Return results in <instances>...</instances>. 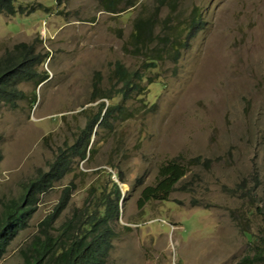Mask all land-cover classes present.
<instances>
[{"label": "rangeland", "instance_id": "1", "mask_svg": "<svg viewBox=\"0 0 264 264\" xmlns=\"http://www.w3.org/2000/svg\"><path fill=\"white\" fill-rule=\"evenodd\" d=\"M157 1L139 0L114 14L99 0H19L25 8L0 18V60L15 45L28 44L38 55L37 75L48 78L20 82L22 98L13 107L0 104V214L23 196L37 170L48 169L66 135L95 113L81 112L96 105L89 103L95 73L109 89L115 87L116 61L140 67L141 57L125 52L138 16H151L161 36L151 48L195 8L204 22L177 63L165 56L149 74L162 82L146 84L149 104L129 100L128 116L116 114L110 127L98 130L93 158L31 205L27 226L0 264H23L20 251L54 211L62 189L71 180L78 184L58 225L83 204L89 183H107V175L92 174L101 169L122 189L108 264H240L253 253L244 230L264 236L262 215L250 214L264 211V0ZM113 95V103L123 102L118 92ZM198 156L208 165L190 166L168 201L138 206L141 188L155 183L161 163Z\"/></svg>", "mask_w": 264, "mask_h": 264}, {"label": "trees", "instance_id": "2", "mask_svg": "<svg viewBox=\"0 0 264 264\" xmlns=\"http://www.w3.org/2000/svg\"><path fill=\"white\" fill-rule=\"evenodd\" d=\"M123 1L99 0L102 10L114 14L125 12L139 3V0H131L125 7L119 8ZM157 2L160 3L159 6L168 4L167 0ZM23 8L25 7L20 5L19 0H0V18L3 15L16 16ZM203 27L204 22L199 9L195 8L184 23L177 25V31L167 32L164 41L151 48L155 37L157 39L161 37L154 33L153 18L142 15L135 19L125 52L141 57L140 67L131 69L122 61H116L112 69V77L116 83L115 87L109 89L103 88L101 73H95L89 103L96 105L89 110L81 111L95 113L88 117L86 125L78 132L66 135L63 143L55 149L54 159L48 163V169L37 170L36 175L23 185V196L9 201L4 206L0 214V259L19 231L27 226L28 219L34 212L31 205H34L39 196L48 192L56 183L71 176L80 162L93 158L98 130L110 127L112 118L116 114L128 116L130 109L126 104L129 100L136 99L143 103L144 107L149 104L146 98L149 87L146 84L162 83L159 79H152L149 74L160 69L165 56L173 63H177L188 40ZM38 64V55L28 44H17L7 52L0 60V104L13 107L16 100L22 98V93L17 88L20 82L36 80L38 84H42L48 79L37 75ZM118 85L120 87L116 90ZM115 92H118L123 99L122 103L112 102ZM155 106L153 102L150 110H154ZM2 160L3 155L0 151V163ZM208 163L209 160L203 159L202 156L188 162L179 158L164 161L159 166L155 183L141 188L138 206L143 208L155 200L168 201L169 196L178 189L177 185L190 172V166H207ZM99 171H93L92 174L107 175V183L101 178L89 183L85 188L86 197L83 204L73 206L70 215L58 225V220L70 206L78 184L71 180L62 189L54 211L40 223L38 232L30 244L20 251L24 257L23 264H108L117 237L114 223L119 221L121 215L122 189L113 179L112 173L105 169ZM114 175L123 182L120 171H115ZM139 185L142 186V183L140 182ZM256 213H260L264 220L263 210L255 208L250 212L252 215ZM244 231L250 237L253 253L250 257H245L240 264H264V236L259 237L256 233Z\"/></svg>", "mask_w": 264, "mask_h": 264}]
</instances>
